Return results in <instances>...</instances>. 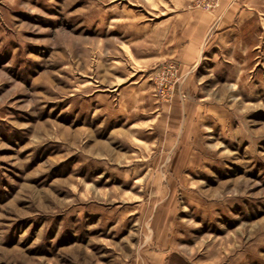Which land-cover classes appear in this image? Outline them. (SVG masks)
I'll use <instances>...</instances> for the list:
<instances>
[{
  "label": "rangeland",
  "instance_id": "rangeland-1",
  "mask_svg": "<svg viewBox=\"0 0 264 264\" xmlns=\"http://www.w3.org/2000/svg\"><path fill=\"white\" fill-rule=\"evenodd\" d=\"M0 264H264V0H0Z\"/></svg>",
  "mask_w": 264,
  "mask_h": 264
}]
</instances>
